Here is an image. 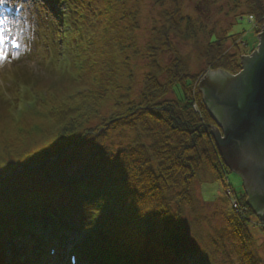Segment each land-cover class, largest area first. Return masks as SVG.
I'll return each instance as SVG.
<instances>
[{"label":"trees","instance_id":"obj_1","mask_svg":"<svg viewBox=\"0 0 264 264\" xmlns=\"http://www.w3.org/2000/svg\"><path fill=\"white\" fill-rule=\"evenodd\" d=\"M126 1L130 0H46L43 7L53 11L64 6L69 37L76 33L78 16H88L94 24L103 18L101 28L111 35L108 51L117 60L128 48L125 35L136 16H124L131 22L127 26H122L123 18L115 21ZM181 1L155 0L157 6L167 4L168 10L159 15L160 23L155 22L145 46L149 72L138 99L121 104L129 95L121 93L116 68L101 71L95 56L71 64L73 76L52 82L47 89L25 70L22 81L29 89L25 99L35 101L31 110L15 114L13 107L0 100V264H48L44 231L58 241L60 253H66L73 240L85 233L77 248L93 264H213L216 249H224L222 236L218 241L209 239L215 254L198 253L185 224L187 208L192 209L191 220H199L193 212V184L203 170L226 186L225 167L209 134L215 123L198 82L208 70L230 75L242 70L243 55L256 49H249L243 41L245 32L235 28L246 17L264 26V0H244L246 13L236 19L231 31L212 36L198 52L206 65L201 75L191 74L174 48L173 36L187 38ZM53 18L56 30L55 19L63 16ZM81 39L76 33L72 42L78 45ZM228 43L232 52L226 49ZM168 53L174 60L166 67L159 65L158 57ZM178 87L181 98L174 93ZM113 90L118 97L116 111L104 117L101 107ZM171 92L175 99L168 98ZM96 119L100 123L93 127ZM122 128L134 133L132 146L116 153L95 150L97 143L104 146L107 142V131ZM23 136L42 141L44 149H29L17 154L13 162L6 160ZM239 202L247 220L233 215L228 221L243 249L240 260L260 264L246 254L253 241L250 218H255L263 234L264 225L246 195Z\"/></svg>","mask_w":264,"mask_h":264},{"label":"rangeland","instance_id":"obj_2","mask_svg":"<svg viewBox=\"0 0 264 264\" xmlns=\"http://www.w3.org/2000/svg\"><path fill=\"white\" fill-rule=\"evenodd\" d=\"M17 0H13V3ZM20 8L22 9V17L18 23V27L8 23L7 31H11L16 35L19 42V49L16 52H10L5 50V58L0 59V100H11L15 104L18 103V110L24 111L27 102L22 97L24 94L23 73L24 70L32 75H35L37 79L41 80L44 85H40L45 89L57 84L61 76H73L74 70L69 69L70 64L77 60L81 63L84 59L87 61V57H95L100 63V70H106L110 67L111 71L113 65L116 68V78L122 86V94L129 95L128 100H122L121 104L127 101L138 99L144 87L145 75L149 72L147 65V56L145 52V46L152 34V29L158 24L159 15L164 10H168V5L164 4L157 6L155 0H130L122 8L119 9V18H114L117 23L123 18L122 26L131 24L129 17L136 14L133 26H128V33L125 35V45L128 48L125 52L114 60L109 54V43L111 35H106L102 30V19L96 24L90 22L88 16L84 18L77 17V26L75 32L83 36L81 43L78 44L76 53L70 54L71 47L64 43L53 46V31L49 25L50 16L43 11V2H35L34 0H21ZM244 0H182L181 15L183 32L187 38H180L173 36L174 48L178 55L184 60L185 64H188V69L191 74L201 75L203 69H206L205 60L200 61L198 59V52L204 49L208 41L212 36L219 37L225 32L231 31L236 23V19L242 14L246 13L243 7ZM63 12L64 9H63ZM125 16V17H124ZM52 17V16H51ZM131 18V17H130ZM136 26V29L135 27ZM252 23L246 17L242 20V24L237 26L236 31L245 32L243 41L248 45L249 49H258L259 38L258 35L263 32V26ZM253 29L256 31H253ZM60 34L58 37L63 41L66 40L68 29L65 26L59 27ZM65 31V32H63ZM132 31V32H131ZM235 31V30H234ZM76 33L74 36L76 37ZM256 34H258L256 36ZM56 36V35H55ZM108 38V39H107ZM82 49L89 48L84 54L80 51ZM256 47V48H255ZM116 49V48H115ZM226 49L234 50L231 43H228ZM255 50V51H256ZM253 51V52H255ZM60 54V55H59ZM243 55V56H251ZM59 62L57 61V57ZM159 65H168L174 57L171 53L161 54L157 59ZM55 62L60 65V70H53L52 64ZM125 63H128L125 65ZM22 71L21 76L16 79V75ZM211 71V70H210ZM217 71V70H216ZM211 71V72H216ZM207 72V71H206ZM206 72L204 76L206 75ZM112 73V72H110ZM129 76V77H128ZM203 76V77H204ZM54 77V78H52ZM160 79L161 83L165 82L166 76L163 74ZM52 78V79H50ZM54 79V80H53ZM202 79V78H201ZM199 80V82L201 81ZM21 80V81H20ZM54 84H53V83ZM52 83V84H51ZM23 85V86H22ZM60 85V84H59ZM54 87H58L57 85ZM9 88V89H8ZM42 89V88H41ZM44 90V89H42ZM115 90L109 93L111 98H106L105 104L101 107L102 116H109L114 113L115 106L114 100L117 99V94H113ZM174 92L178 98H181V88H175ZM120 93V94H121ZM170 93L168 98L175 99L176 95ZM119 94V95H120ZM20 96V98H18ZM108 96V95H107ZM24 100V101H23ZM34 106H32L33 108ZM16 112V110H15ZM100 120H94L91 125L96 126ZM222 138L223 131L217 127ZM129 130V129H128ZM125 128L112 130L108 132V139L104 146L99 143L95 145V150L106 149L108 152L116 153L119 150H124L133 145L135 139L134 133L128 131ZM22 142L16 143L13 154L11 157H7L6 160L14 161V157L29 149L34 151H40L43 148L42 141H36L23 136L20 139ZM87 145L84 144V147ZM92 148L93 145L89 144L86 148ZM44 149V148H43ZM30 153V152H29ZM13 156V157H12ZM16 162V161H15ZM226 182L229 188L223 186V183L216 179V176L203 170L200 176L194 181L193 184V212L194 215L199 218L197 221H192L190 216V208L185 209V224L187 226V232L190 240L193 242V247L198 253L210 252L216 254L213 256V264H242L241 253L243 249L240 248L239 242L234 237V228L230 226L228 218L233 219V215L237 218L247 220V212H243L244 208L240 202V212L236 213L235 197L240 195L243 190L241 181L233 174L226 176ZM238 198V197H237ZM235 220V219H234ZM241 220V219H240ZM242 222V220L240 221ZM250 234L252 236L251 245L249 243V249H246V254L256 257V260L260 264H264V234L260 230V227L256 224L255 218H250ZM256 224V225H255ZM241 227L239 225L238 229ZM42 235V234H41ZM223 236V237H222ZM219 237L223 238L224 249H216L213 251L209 239L218 241ZM73 247V246H72ZM71 248L68 250L67 255L61 253L59 258L64 257L65 262L68 260L69 252H72ZM49 264H57L58 258L51 260L48 257Z\"/></svg>","mask_w":264,"mask_h":264},{"label":"water","instance_id":"obj_3","mask_svg":"<svg viewBox=\"0 0 264 264\" xmlns=\"http://www.w3.org/2000/svg\"><path fill=\"white\" fill-rule=\"evenodd\" d=\"M258 49L243 56L242 70L230 75L209 71L199 89L213 127L214 143L228 166L244 177L248 205L264 225V26Z\"/></svg>","mask_w":264,"mask_h":264},{"label":"flooded vegetation","instance_id":"obj_4","mask_svg":"<svg viewBox=\"0 0 264 264\" xmlns=\"http://www.w3.org/2000/svg\"><path fill=\"white\" fill-rule=\"evenodd\" d=\"M201 94H202V92H201ZM202 100L204 101V99H203V94H202ZM206 107H207V106H206ZM207 110H209L208 107H207ZM213 121H214L215 125H214V126H211V128H210V132H211V134L213 133V129H212V128H213V127H217V123L215 122L214 119H213ZM212 139H213V141H214L213 136H212ZM217 152H218L219 158H220L221 161H222V165L225 167V169L227 170V172H229V173L235 175L236 177H238V178L240 179L241 184H242V188H243V192H244V194L246 195L247 200H248V199H249V197H248V191L246 190V183H245V179H244V177L241 176L238 172L232 170V169L228 166V164L226 163V161H225L223 155L220 153L219 149H217ZM255 216H256V212H255ZM256 217H257V216H256Z\"/></svg>","mask_w":264,"mask_h":264},{"label":"snow or ice","instance_id":"obj_5","mask_svg":"<svg viewBox=\"0 0 264 264\" xmlns=\"http://www.w3.org/2000/svg\"><path fill=\"white\" fill-rule=\"evenodd\" d=\"M4 0H0V3H3ZM3 24V20H0V25ZM4 31H6V29H0V59H4L5 58V52H4V48H3V44H4Z\"/></svg>","mask_w":264,"mask_h":264},{"label":"bare ground","instance_id":"obj_6","mask_svg":"<svg viewBox=\"0 0 264 264\" xmlns=\"http://www.w3.org/2000/svg\"><path fill=\"white\" fill-rule=\"evenodd\" d=\"M209 72V70L206 72V74ZM204 76V75H203ZM203 76L201 78H203Z\"/></svg>","mask_w":264,"mask_h":264}]
</instances>
